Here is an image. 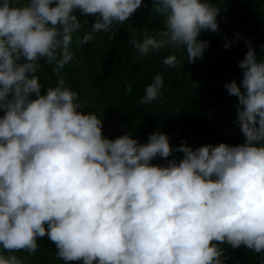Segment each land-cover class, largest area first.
Wrapping results in <instances>:
<instances>
[{"label":"clouds","instance_id":"clouds-1","mask_svg":"<svg viewBox=\"0 0 264 264\" xmlns=\"http://www.w3.org/2000/svg\"><path fill=\"white\" fill-rule=\"evenodd\" d=\"M142 5L0 0V264H26L30 257L18 253L35 254L45 235L58 257L83 264H226L224 243L264 257V55L251 39L239 61L242 82L224 85L238 97L239 144L174 147L159 130L147 142L130 130L110 138L104 119L86 112L79 90L66 83L80 14L95 17L77 37L86 44L101 31L115 35ZM153 10L164 27L143 35L134 28L130 43L141 56L172 48L165 65L195 63L211 43L202 33L220 30L212 0H154ZM42 60L57 74L46 92ZM164 84L157 72L140 103L156 101ZM174 152L182 158L169 159ZM158 157L167 163H153Z\"/></svg>","mask_w":264,"mask_h":264},{"label":"trees","instance_id":"trees-1","mask_svg":"<svg viewBox=\"0 0 264 264\" xmlns=\"http://www.w3.org/2000/svg\"><path fill=\"white\" fill-rule=\"evenodd\" d=\"M212 2L221 9L220 30L202 33L201 38L211 42L202 58L195 63L185 60L176 67L163 63L172 48L153 49L141 56L130 43L134 28L143 35L145 30L155 34L164 27L163 16L153 10L154 0H145L147 6L142 5L127 21L118 24L115 35L101 31L86 44H80L77 37L91 29L95 17L80 14L83 27L73 34L75 54L62 74L68 85L79 90L85 111H95L104 119L106 136L114 139L130 130L140 142H147L149 135L159 130L170 135L174 147L184 143L196 147L244 142L238 124V97L224 85L233 79L242 82L239 61L249 50L247 40L251 39L258 55H264V0ZM238 32L241 38H236ZM228 40L233 42L225 48ZM175 51L186 58V50ZM41 63L38 74L45 87L42 92H46V87L55 86L57 74L52 65L43 60ZM157 72L164 75V87L156 101L141 104L146 85ZM182 156V152H174L169 159ZM153 163L166 164L167 160L158 157ZM38 239L40 247L35 254L25 250L18 253L30 257L26 264H83L82 260L64 261L58 257L56 244L47 235ZM222 247L226 264H262L264 260L261 253L244 245L235 248L224 243Z\"/></svg>","mask_w":264,"mask_h":264}]
</instances>
